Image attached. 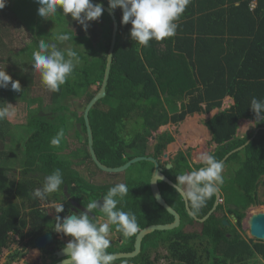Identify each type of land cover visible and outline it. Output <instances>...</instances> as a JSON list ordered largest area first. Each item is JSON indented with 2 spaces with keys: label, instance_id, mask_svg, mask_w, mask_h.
I'll return each mask as SVG.
<instances>
[{
  "label": "trees",
  "instance_id": "obj_1",
  "mask_svg": "<svg viewBox=\"0 0 264 264\" xmlns=\"http://www.w3.org/2000/svg\"><path fill=\"white\" fill-rule=\"evenodd\" d=\"M91 1L109 8L108 0ZM38 7L34 0H7L6 6L0 9V15H7L9 22H18V16L22 21L23 17L33 18L30 24H26L29 30L34 26L38 30L41 26L54 29L61 21H66L58 11L57 17L52 15L47 19H39L36 25ZM111 12L118 29L106 95L93 106L88 116L93 149L101 164L115 168L133 158L149 155L157 160L166 145L173 142V138L165 133L159 135L156 141L161 146L147 152V139L152 136V132L167 124L177 125L194 114H209L213 110H219L225 98H230L233 105L204 124L211 135V142L217 145L212 154L221 161L225 155L243 146L251 138L252 134L238 138L236 132L240 120H255L250 109L251 99L256 97L264 100V0H190L177 21L176 34L163 41L150 40L147 47L131 40V24L121 23L122 10L119 7ZM92 23L101 30L102 42L97 44L68 29L63 32L72 37L66 42L80 57L73 73L78 74V87L84 93V108L102 83L112 32V21L105 12ZM20 26L23 27V23ZM7 32V28L3 26L2 36L6 37ZM36 35L39 40L48 42L47 39L51 37L50 41L60 44L54 36H47L41 31ZM32 36L33 43L35 36ZM91 88L97 89L94 94L90 92ZM61 92H51L49 102L56 103ZM5 93L6 89H0V106H4L6 102ZM72 116L81 126V131L74 133V150L67 142L68 131L64 130L62 117L29 118L26 127L32 132L24 142L22 180L17 187L13 182L9 183L6 186L9 192L5 189L6 193L11 191V196L30 199L28 181L37 179L43 182L45 176L55 169L61 170L63 184L68 191H71V183H76L80 191L86 188L82 176L64 166L63 158L68 157L73 164L79 162L88 178L98 170L87 149L83 117H77L75 113ZM5 126L0 122V140L8 148L10 140L4 134ZM255 127L260 129L255 138L223 163L224 168L232 171L228 172L229 178L220 188L226 194L225 206L231 208L229 212L233 213L238 230H241L246 210L261 204L257 188L264 177V122L255 124ZM61 130L64 137L60 145L52 146L50 141ZM187 158L188 154L179 152L173 167L165 171L172 183L175 184L177 175L190 173L192 168L196 170L199 167H192ZM136 165H140L146 173L145 178L139 179L136 176L125 179L129 194L117 207L124 211L131 210L137 217L140 229L171 223L172 216L159 207L150 194L152 164L140 162ZM158 187L167 205L180 215L181 225L176 230L155 232L149 237L161 236L171 258L186 259L184 255L188 247L182 246L183 241L178 247L176 242L171 241L176 235L186 234V239L189 234L202 233L210 238L208 241L211 251L207 252L210 258L225 261L238 250L246 259L255 250L264 260V244H256L254 250L243 241L238 246L234 245L221 236L225 232L236 233L237 230L225 228L221 218L217 219V214H213L204 224L197 225L187 215L181 196L173 188L162 182L158 183ZM109 188L110 186H105L101 190L106 195ZM213 202L214 195L196 217H204L212 208ZM20 213L19 207L12 203L0 212V249L7 246L8 232L18 230L23 225ZM31 214L41 218L43 216L37 210L31 211ZM191 225L196 227L186 229ZM224 241L227 243L220 245ZM14 259L11 256L8 263ZM146 261L152 264L148 259Z\"/></svg>",
  "mask_w": 264,
  "mask_h": 264
},
{
  "label": "clouds",
  "instance_id": "obj_2",
  "mask_svg": "<svg viewBox=\"0 0 264 264\" xmlns=\"http://www.w3.org/2000/svg\"><path fill=\"white\" fill-rule=\"evenodd\" d=\"M34 2L39 5L37 15L40 18L47 19L60 11L65 17L70 14L72 20L81 25L84 31L89 28V22L97 21L104 12L102 4H94L91 0ZM6 3L7 0H0V9H3ZM189 3L190 0H108L110 10L114 11L118 7L122 10L121 23L131 24L130 38L142 47H147L150 40L163 41L173 37L178 27L177 21ZM54 38L60 44L72 39L67 33H57ZM79 62V54L73 48L62 49L57 43H48L41 39L38 41V50L32 52L31 68L39 73L41 83L48 91L58 92ZM9 84L13 91H22L19 81L13 80L5 69H0V89L8 88ZM250 109L255 116L252 123L264 122V100L253 97ZM14 115L15 106L12 104L5 103L0 106V121ZM63 137L64 132L61 130L50 141L51 145L58 147ZM197 163L203 166L190 173L177 175L173 185L174 190L183 196L193 217L199 215L207 201L224 183V164L213 154H202ZM156 179L162 177L156 176ZM63 183L61 170L55 169L45 176L41 187L33 189L31 196L33 199L45 200L49 194L59 191ZM128 194L129 188L125 183H116L101 200L89 202L85 210L70 212L63 217L56 215L54 231L71 238L62 249L66 258L61 264H114L115 256L108 252L110 226L115 225L124 238L133 237L140 231L136 215L131 210L124 211L117 207ZM94 209L102 211L106 217L105 222H94L95 217L90 216ZM55 212H64L63 203L55 206Z\"/></svg>",
  "mask_w": 264,
  "mask_h": 264
},
{
  "label": "rangeland",
  "instance_id": "obj_3",
  "mask_svg": "<svg viewBox=\"0 0 264 264\" xmlns=\"http://www.w3.org/2000/svg\"><path fill=\"white\" fill-rule=\"evenodd\" d=\"M55 16L57 17L58 15L55 14ZM60 16L63 19H66V21H61L62 23L60 22L59 25L54 29H50L47 26H41V29L38 30V27L34 26L32 30H29L26 24H30L33 21V18L26 19L23 17L24 20L22 21L20 20L21 17L18 16V22H9L7 15L4 17L0 15V69H5V71L12 77L13 80L19 81L22 90L21 92H15L11 89V85L9 84L5 93V103L15 106V115L9 119L0 121L6 125L4 128V134H6L10 140L8 148L0 144V212H2L5 206L9 203L18 206L23 212L28 206H31L34 203V200L36 201L35 203H39L40 207H44L47 205L50 196L56 194H49L45 200H40L33 199L32 196L30 199L11 196V191L9 194L5 191V189L8 191L6 186L9 183L13 182V184L17 187L22 180L21 172L23 170L25 161L24 142L32 132L31 129L26 127L29 118L62 117L64 120V130L68 131L67 142L73 150V145L76 142L74 133L81 131L80 124L76 122L72 116L73 113H75L77 117L81 116L83 113L82 110L84 109L85 98L83 91H80L78 87V74L73 73L67 79L66 83L60 87V91H62L61 96L59 100L53 104V102H49L51 98V92L48 91L41 83V77L39 73L35 69L31 68L32 52L38 50L39 36L36 35L38 34V31H41L47 36H54L57 33L63 34L64 30L68 29L77 36H85L89 38L94 44L102 42L101 30L95 26L94 23L89 22V28L87 31H84L81 25L72 20L70 14L65 17L63 13L60 12ZM39 19L42 20V18L37 15L35 22ZM22 23L24 25L23 27H25L29 33L35 36V41L33 43V36L30 35L22 26H20ZM35 24L37 25V22ZM3 26H5L8 30L6 37H3L1 34ZM50 39L51 37L47 39L48 43H54V41H50ZM58 47L64 49L72 46H70L69 43L64 42L63 44H59ZM96 90V88H91L90 92L94 94ZM75 96L76 98L74 99ZM226 99L223 100L222 107L219 110H213L209 114H194L192 116H188L183 122L177 125L167 124L165 126L159 127L157 131L152 132V136L148 137L147 139V152H152L161 146V144L156 141V138L159 135L165 133L172 136L173 142L168 144V146L166 145L164 149V153L168 154L167 158L164 160V158L161 156L159 159L163 165L169 162L171 163L174 155L179 152L183 153L184 155L188 154L187 159L191 163H197L198 158L204 153L212 154L215 151L217 145L211 142L209 135H207V132H204L205 129L202 127H204V124L213 116L225 111L231 106ZM252 122L249 124H242L241 129L238 125L236 136L240 135L239 133L241 130L242 132H247L243 136L251 134L256 128L255 124ZM58 127L61 128L62 126ZM72 156L74 155L72 154ZM63 160L66 169H69L70 171L75 170L79 173V175L82 176L83 179H87L79 162L73 164V162L68 157H64ZM93 170L96 169L94 168ZM228 170L229 168H224L222 172L224 184L229 178V176L227 177L228 172L232 171V169L230 171ZM95 172L100 173L101 176L111 179H120L123 177L125 179H133L136 176L141 179L145 178L146 175L140 165L136 164L132 165L127 171L118 174L104 173L100 170H96ZM260 182L261 183L257 188V194L261 204L246 210L245 217L241 225V230L239 231L240 234L246 239H248L247 237H251L247 225V219L249 216L257 213H264V177L261 178ZM28 184L31 195L33 189L41 187L43 182H39L37 179H32L28 181ZM62 187L63 186L61 185L58 192H61ZM19 231L20 230L17 232V230H15L12 233H9V239L7 238L8 248H6V250H0V264H8L7 257L8 259L10 258L11 255L9 254L14 249L15 237L13 235H21ZM245 260L246 261L244 264H252V262H254L252 256L248 257V259L246 257ZM11 264H21V262L18 261ZM172 264L180 263L173 262Z\"/></svg>",
  "mask_w": 264,
  "mask_h": 264
},
{
  "label": "flooded vegetation",
  "instance_id": "obj_4",
  "mask_svg": "<svg viewBox=\"0 0 264 264\" xmlns=\"http://www.w3.org/2000/svg\"><path fill=\"white\" fill-rule=\"evenodd\" d=\"M165 154L168 156V154L164 152L160 156H162L163 158ZM176 156H178V153L174 155V158L172 159L171 163L169 162L164 165L160 162L159 160L160 157L157 159L159 163V167L162 169V173L165 176H166L165 171H167L166 165L170 164L172 168ZM189 163L191 164L192 167L203 166L202 164H198L195 162L192 163L189 162ZM192 170L195 169L192 168ZM75 172L78 173L77 171ZM82 180L83 182L86 183V188L84 187L82 191H80L79 187L76 186V183L70 184L71 191H68L67 186L63 184L62 185L63 187L61 188V192L57 191L55 192L56 194L50 196L46 206L40 207L38 202L37 203L34 202L31 206H28L23 212L20 210L21 212L20 220L22 222L21 224L23 225L20 226L21 229L20 228L18 229L20 230L19 233H21V235H17V234H16L17 236L13 235L15 237L14 249L12 250V252H10L9 255L14 256L15 259L11 263H15L19 261L21 262V264H56L62 261L63 259H59L57 257V254L62 251L63 247L67 244L68 240L71 238L65 236L62 233H56L54 231L56 215H60L61 217H63L68 215L70 212H78L85 210V206L89 202L99 201L105 195L104 191H102L101 188H104L105 186L111 187L116 183H124L125 178L123 177L120 179H116V178L111 179L105 176H101L100 173L95 172L92 177L89 178L87 177V179H82ZM218 193H219L218 204L215 210L207 218V220H209L213 214H217V219L221 218V223L225 228L227 229L233 228L237 230L236 233L231 231L225 232L222 234L221 237L230 240V242L234 243V245L236 246H238L239 243L242 241L246 242L247 245L253 250L256 244H264V241H258L252 237H247L248 239H246L240 234L239 232L240 230L236 228V219L233 213L229 212V209L231 208L225 206L224 200L226 194L223 193L220 189ZM215 199L216 198L214 195V202ZM59 203H63L64 212L57 214L55 212V206ZM33 210L39 211L43 215L42 218L32 215L31 211ZM210 211H208V213ZM208 213L205 216H207ZM90 216L95 217L94 222L103 223L106 221V217L104 216L102 211H100V209H94L90 213ZM202 218H197V219H202ZM192 221L197 225L198 224L202 225L206 222L205 221L203 223H200L194 221L193 219ZM180 225H181V220H180ZM192 227L194 228L196 227V225L187 226L186 229L190 230V228ZM9 233L12 232H8L7 234L8 239H9ZM47 234L50 235L51 242L49 244H46L44 248L35 247L34 244L35 240ZM136 236L137 234L130 238H124L122 234L116 230L115 225L110 226L109 234H108V238L110 240V247L108 248V252L112 253L114 256L129 255L133 253L135 250L134 246H135ZM185 236L186 234L176 235L171 240L172 242H176L175 243L176 247H178V245L181 244V241H183L182 243L183 247H188L184 255L186 256L185 260L171 258L167 253L166 250L167 247L163 244V238L161 236L151 235L149 237V235H147L141 240L139 253L135 257L116 258L114 264H149L147 263L146 259H148L149 262H151L152 264H172L173 262L180 264L181 263L182 264H244L246 261L242 255V252L238 250L237 253L231 254V256L227 258L225 261L213 257L210 258L209 254L207 253L208 250L211 251L210 248L211 245L208 241L210 240V238H208L206 235L202 233L189 234L188 235L189 237L186 239ZM211 237H217V235H211ZM167 239H171V238H167ZM226 243L227 242L224 241L223 243L221 242L220 245H225ZM7 246L2 247L0 250H6V248H8ZM252 257L254 259V262H252V264H264V260L259 254L255 252V250ZM9 259L7 257V263L9 262Z\"/></svg>",
  "mask_w": 264,
  "mask_h": 264
},
{
  "label": "water",
  "instance_id": "obj_5",
  "mask_svg": "<svg viewBox=\"0 0 264 264\" xmlns=\"http://www.w3.org/2000/svg\"><path fill=\"white\" fill-rule=\"evenodd\" d=\"M91 2L94 4H100V3H97L95 1H91ZM102 6L104 8V12L108 14V16L110 17V19L112 21V32H111V40H110V44H109V49H108L107 56H106V64H105L102 83L100 84V87H99L98 91L96 92V94L92 97V99L85 106L83 113H82L84 127H85V131H86L87 149H88L90 158L98 170H100L101 172L110 173V174L123 173L126 170H128L132 165L140 163V162H148V163L152 164L153 169H152V173H151L150 180H149L150 194L153 197L155 203L159 207L163 208L173 218V221L169 224L152 225V226H148L144 229H141L137 233V236H136L134 252L129 254V255H117V256H115V259L116 258H126V257L133 258L139 253L140 243L144 237H146L147 235L153 234L155 232H168V231H172V230L177 229L180 226V216L169 205H167V203L164 201V199L161 196V193H160V190L158 187V183L162 182L171 188H173L174 183H172L162 173V169L159 167V163L156 159L149 157V156L136 157V158L131 159L126 164H124L120 167L110 168V167H106L105 165L101 164L99 162V160L97 159L96 154L94 152L93 135H92V130H91V126L89 123V117L88 116H89V112L93 108V106L98 101L102 100L106 95V86H107L108 79H109L110 68H111V64H112L113 50H114V46H115L117 29H118L117 22L115 20L114 15L111 12V10L109 8L105 7L104 5H102ZM259 130L260 129H257L253 133L251 138L243 146L229 152L227 155L224 156V158L221 161L224 163L228 159L229 156H231L232 154H234L236 152L241 151L248 143H250L255 138V136ZM163 158L166 159L167 155L165 154L163 156ZM170 168H171V165L167 164L166 170H169ZM156 176L162 177V179L157 180ZM179 195L182 198V201L184 203V207H185V211H186L187 215L190 216L194 221L200 222V223H203L207 220V218L210 216V214L215 210V208L218 204V201H219V193L216 192L214 194L216 199H215V202H214V205H213L211 211L204 218L197 219L196 217H193L191 215V211L189 210L187 203L185 202L183 196L181 194H179ZM247 225H248V229H249V234L251 235L252 238H254L258 241H264V213H257V214H253V215L249 216V218L247 219ZM50 242H51V237L49 234H47V235H44L42 237L37 238L35 240L34 244H35V247H37V248H44L45 245L49 244ZM57 257L59 259H65L66 258L63 251L58 253ZM61 262L62 261H60L56 264H61Z\"/></svg>",
  "mask_w": 264,
  "mask_h": 264
},
{
  "label": "crops",
  "instance_id": "obj_6",
  "mask_svg": "<svg viewBox=\"0 0 264 264\" xmlns=\"http://www.w3.org/2000/svg\"><path fill=\"white\" fill-rule=\"evenodd\" d=\"M225 99H226V98H225ZM226 100L228 101V103H230L231 106L233 105V101H232L230 98H227ZM251 122H252V121L240 120V121L238 122V125L240 126V129H241V127H242L241 125H242V124H245V123L249 124V123H251ZM203 128L205 129L204 132H205V133L207 132V135H209V137H210V139H211V135H210L209 131L206 129L205 126H204ZM256 130H257V129L255 128L251 134H253ZM246 133H247V132H242V130H241V132L239 133L240 135H239V136L237 135V137H239V138H243V137H244L243 135L246 134ZM248 135H249V134H248ZM0 144L4 146L3 142H1V140H0ZM167 146H168V145H167ZM4 147H5V146H4Z\"/></svg>",
  "mask_w": 264,
  "mask_h": 264
},
{
  "label": "built area",
  "instance_id": "obj_7",
  "mask_svg": "<svg viewBox=\"0 0 264 264\" xmlns=\"http://www.w3.org/2000/svg\"><path fill=\"white\" fill-rule=\"evenodd\" d=\"M253 7H254V5L251 6V8H253Z\"/></svg>",
  "mask_w": 264,
  "mask_h": 264
},
{
  "label": "bare ground",
  "instance_id": "obj_8",
  "mask_svg": "<svg viewBox=\"0 0 264 264\" xmlns=\"http://www.w3.org/2000/svg\"><path fill=\"white\" fill-rule=\"evenodd\" d=\"M203 128V127H202Z\"/></svg>",
  "mask_w": 264,
  "mask_h": 264
}]
</instances>
